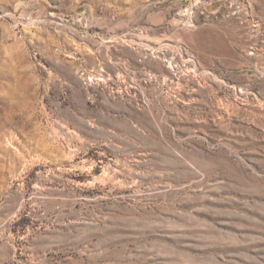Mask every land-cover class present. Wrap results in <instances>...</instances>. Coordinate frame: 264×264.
<instances>
[{
	"label": "rangeland",
	"instance_id": "374dc122",
	"mask_svg": "<svg viewBox=\"0 0 264 264\" xmlns=\"http://www.w3.org/2000/svg\"><path fill=\"white\" fill-rule=\"evenodd\" d=\"M191 1L0 0V264H264V0Z\"/></svg>",
	"mask_w": 264,
	"mask_h": 264
},
{
	"label": "built area",
	"instance_id": "2783aa9c",
	"mask_svg": "<svg viewBox=\"0 0 264 264\" xmlns=\"http://www.w3.org/2000/svg\"><path fill=\"white\" fill-rule=\"evenodd\" d=\"M217 0H192L179 6L173 12L177 24L183 27H191L197 21L199 15L205 14Z\"/></svg>",
	"mask_w": 264,
	"mask_h": 264
},
{
	"label": "crops",
	"instance_id": "0c3cea01",
	"mask_svg": "<svg viewBox=\"0 0 264 264\" xmlns=\"http://www.w3.org/2000/svg\"><path fill=\"white\" fill-rule=\"evenodd\" d=\"M218 1V0H217ZM216 5L215 4H213L210 8H214ZM218 6V5H217ZM217 9V8H216Z\"/></svg>",
	"mask_w": 264,
	"mask_h": 264
}]
</instances>
